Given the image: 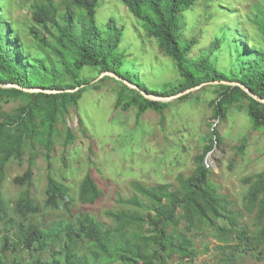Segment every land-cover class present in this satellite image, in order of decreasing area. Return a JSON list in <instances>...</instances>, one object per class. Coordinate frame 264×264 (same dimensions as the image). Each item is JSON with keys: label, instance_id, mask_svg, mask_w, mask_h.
Instances as JSON below:
<instances>
[{"label": "trees", "instance_id": "trees-1", "mask_svg": "<svg viewBox=\"0 0 264 264\" xmlns=\"http://www.w3.org/2000/svg\"><path fill=\"white\" fill-rule=\"evenodd\" d=\"M7 1L0 0V83L51 91L86 87L58 94L0 87V214L3 211L5 217L0 224V264H10L11 259L12 264H190L202 254L196 243L202 236L219 244L214 249L219 254L214 264H264V172L245 180L248 191L240 210L213 185V171L207 163L209 154L223 144L216 121L224 122L236 109L246 113L251 131L264 133V104L239 86L224 84L208 85L175 103L147 100L109 77L91 84L103 73L111 72L150 95L172 97L205 83L230 82L242 84L264 99V10L251 20L262 47L248 45L246 56L242 54L244 59L235 64L237 69L225 72L210 55L190 62L194 41L185 40L182 46L180 16L197 0H121L142 22L146 36L156 40L177 66L180 82L170 92L167 88L159 94L121 72L126 54L118 51L124 29L113 19L107 31L97 27L100 0L34 3L33 26L29 29L37 44L34 51L24 46L13 29ZM219 46V41L215 42L209 52L214 54ZM46 51L54 58L40 57ZM87 69L97 71L98 77L89 81L83 78ZM68 77L71 82H67ZM109 81L118 86L114 89L115 109L136 110L138 123L150 112L163 119L166 111L178 104H204L212 110L209 125L213 131L204 137L203 152L194 161L195 170L179 174L175 184L147 186L134 182V194L128 198L118 194V206L105 210V221L88 212L75 214L76 199L70 188L51 175L47 177L44 203L40 204L32 192L36 162L43 157L51 164L61 126L75 116L83 125L78 111L85 92L88 88L100 90ZM9 106L13 107L9 110ZM160 129L159 134L165 133V127ZM66 131L63 146L69 148L76 143L77 133L68 125ZM247 141L243 139V146ZM172 149V162L182 163L184 148L176 145ZM13 164L29 167L13 180L23 191L10 203L5 198V184ZM102 198L104 192L89 174L81 183L78 202L93 206ZM55 210L64 216L53 223L52 231L36 225L39 215ZM206 247L209 252L210 245ZM86 248L90 253L85 252ZM21 251L32 259L21 260ZM46 252L50 261L43 257Z\"/></svg>", "mask_w": 264, "mask_h": 264}, {"label": "rangeland", "instance_id": "rangeland-1", "mask_svg": "<svg viewBox=\"0 0 264 264\" xmlns=\"http://www.w3.org/2000/svg\"><path fill=\"white\" fill-rule=\"evenodd\" d=\"M40 1L8 0L6 6L13 29L19 34L24 46L32 51L37 49L29 33L33 26L32 6ZM59 2L62 4L63 0H57ZM262 10L264 0H197L192 9L180 16L182 46L185 40L195 42L189 56L190 62L210 55L212 62L221 70L229 72L230 69H237L235 64L244 59L242 54L246 56L248 45L251 48L262 47L258 42L259 34L251 22ZM111 19L124 29L118 51L126 54L121 72L144 84L153 93L163 94L167 88L170 92L181 80L173 60L163 53L156 40L146 36L142 22L128 11L121 0H100L96 15L97 27L107 31ZM217 41L219 49L211 54L209 51ZM40 57L54 58L47 51L40 54ZM98 75L97 71L87 69L83 78L89 81ZM71 81L68 77L67 82ZM117 87L109 81L100 90L88 88L78 111L83 125L78 124L76 116L63 124L51 164L43 157L36 162L32 192L40 204L44 203L47 177L51 175L70 188L76 199L75 214L88 212L105 221V210L118 206V194L126 198L134 194V182L139 181L147 186L175 184L179 174H190L195 170L194 161L203 152L204 137L213 131L209 125L212 110L204 104H178L167 110L163 119L150 112L138 123L136 110L126 112L115 109L114 89ZM67 125L76 131L77 141L69 148H64ZM216 126L223 144L207 158L208 167L213 171V185L227 195L238 209L243 210L248 191L245 180L264 172V133L251 131L246 113L236 109L231 110L224 122L216 121ZM160 127H165V133L161 131L159 134ZM244 138L248 140L245 146ZM176 145L184 148L180 164L172 162L170 155H174L172 148ZM28 167V164H13L9 167L5 184V198L8 202L14 203L22 193L23 190L17 188L13 180L25 173ZM89 174L104 192V198L93 206L82 205L77 200L81 183ZM2 212L0 224L5 221ZM61 216L64 215L60 211H50L39 215L35 223L43 230L52 231L53 223L60 220ZM196 243L202 254L190 264H214L219 258L214 249L219 244L203 236ZM206 244L210 245L209 252ZM84 250L90 253L88 248ZM18 255L21 260L25 258L26 262L32 259L29 253L23 251ZM43 257L50 261L48 252Z\"/></svg>", "mask_w": 264, "mask_h": 264}, {"label": "water", "instance_id": "water-1", "mask_svg": "<svg viewBox=\"0 0 264 264\" xmlns=\"http://www.w3.org/2000/svg\"><path fill=\"white\" fill-rule=\"evenodd\" d=\"M109 77V78H113L117 81H120L122 83H124L128 88L133 89L138 91L145 99L150 100V101H154V102H159V103H169L172 102L174 100H178L181 99L182 97H185L189 94L195 93L196 91L201 90L202 88L208 86V85H219V84H224V85H228V86H239L240 88L243 89L244 92H246L251 98H253L254 100H256L259 103L264 104V99L258 97L257 95H255L252 91H250L247 87L243 86L242 84L239 83H230V82H211V83H205L199 87L196 88H192L190 90H187L186 92H183L179 95L176 96H172V97H160V96H155V95H150L148 94L146 91L140 89L138 86L130 83L129 81L121 78L120 76H118L116 73H111V72H105L103 73L101 76H99L94 82H92L91 84H96L97 82L103 80L104 78ZM0 87L7 89V88H17L20 89L26 93H45V94H58V93H64V92H68V93H74L78 90H80L81 88H85L86 85H83L82 87L76 89V90H65V91H51V90H44V89H24L22 87H19L17 85H12V84H1L0 83Z\"/></svg>", "mask_w": 264, "mask_h": 264}]
</instances>
